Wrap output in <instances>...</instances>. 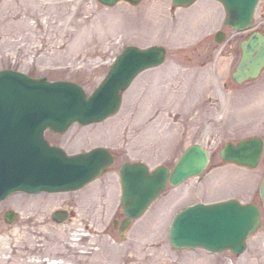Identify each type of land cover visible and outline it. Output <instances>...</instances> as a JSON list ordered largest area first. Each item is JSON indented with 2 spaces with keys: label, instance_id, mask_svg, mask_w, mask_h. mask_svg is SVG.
Returning <instances> with one entry per match:
<instances>
[{
  "label": "rangeland",
  "instance_id": "1",
  "mask_svg": "<svg viewBox=\"0 0 264 264\" xmlns=\"http://www.w3.org/2000/svg\"><path fill=\"white\" fill-rule=\"evenodd\" d=\"M15 1L0 0V69L73 80L92 93L126 45L160 43L168 48L165 62L143 71L124 92L116 114L88 125L75 123L65 134L47 133L52 142L70 152L102 145L116 156L107 172L79 191L36 195L40 200L55 198L59 206L71 205L76 213L72 220L77 219L81 232L90 233L91 239L77 237L80 242L74 263L89 261L81 259L82 255L95 262L96 252L104 248L105 264H264V219L260 230L249 239L248 250L240 256H227V252L213 256L205 250L174 248L165 228L174 208L160 201L134 219L124 233L120 223H114V219L125 217L120 204V166L127 160H144L152 168L160 163L172 167L192 143L208 148L211 161L201 176L188 179L178 188L169 186L163 194L165 204L180 190L191 191L193 196L182 197L179 205L199 197L214 200L233 195L260 202L264 154L255 168L220 159V149L227 141L251 135L264 138V72L243 84L232 78L246 32H235L220 23L218 29L227 32L223 43L215 40V34L206 36L215 29L205 14L206 10L215 11L212 0H200L193 9L179 8L175 12L171 10L172 0H143L136 6L126 1L115 6L98 0ZM263 6L264 1L257 8L254 25L264 30ZM197 8L203 12L200 17ZM194 16L198 19L191 22L189 18ZM113 182L118 186L116 201L108 211L97 208L95 225L91 226L83 215L78 219L80 197L95 190L101 193ZM20 198L26 200L27 195L20 193L11 199ZM11 199L4 204L9 205ZM177 200L173 197L170 207ZM50 211L47 223L53 224ZM62 228H45L43 234L51 251L63 245L56 243L64 241ZM31 231V236L39 234ZM4 237L7 240L4 238L1 246L9 251V237ZM16 240L20 244L22 237ZM22 242L28 246V239ZM41 242L37 238L35 248H41ZM84 247L88 251L82 253Z\"/></svg>",
  "mask_w": 264,
  "mask_h": 264
},
{
  "label": "water",
  "instance_id": "2",
  "mask_svg": "<svg viewBox=\"0 0 264 264\" xmlns=\"http://www.w3.org/2000/svg\"><path fill=\"white\" fill-rule=\"evenodd\" d=\"M109 5L119 0H100ZM138 3L140 0H129ZM194 0H174L188 5ZM228 12L226 23L246 29L258 0H221ZM224 33L219 32L222 40ZM243 55L234 78L242 82L259 75L264 68V35L253 32L242 42ZM165 49L127 47L97 91L87 98L84 90L69 81L49 82L12 70L0 71V198L16 189L62 190L81 187L102 174L113 161L105 148H97L69 158L44 141L46 127L64 132L74 121L87 124L115 113L125 89L137 72L160 64ZM25 110V112H24ZM30 113V114H28ZM263 140L254 136L237 145L229 142L221 151L226 161L254 167L258 164ZM68 157V158H67ZM207 151L191 145L170 171L160 165L152 172L143 162H126L121 170L123 193L121 202L128 217L141 216L165 189L168 181L177 185L187 177L200 174L208 163ZM264 204V179L261 184ZM260 225V211L255 204L237 201L221 204H196L176 218L170 232L174 246H201L220 251L232 248L242 252L245 239Z\"/></svg>",
  "mask_w": 264,
  "mask_h": 264
},
{
  "label": "bare ground",
  "instance_id": "3",
  "mask_svg": "<svg viewBox=\"0 0 264 264\" xmlns=\"http://www.w3.org/2000/svg\"><path fill=\"white\" fill-rule=\"evenodd\" d=\"M14 2H16L14 0ZM169 94V93H168ZM173 98V96H171ZM115 181V180H114ZM107 187V186H104ZM95 190V189H94ZM118 192V186L116 182H113L111 187H108L106 190L101 189V193H97L96 190L93 191L91 194L86 195L85 197H81V200L79 201V211L81 209V214H78V219L82 216L83 219H87L90 222L91 226L95 225V218H96V210L98 207H101L103 211H108L109 207L115 203L116 197ZM106 197V198H104ZM53 204L52 200L50 198L48 199H38V198H31L28 200H24L20 202L19 208L21 210V219L22 220H32L34 224L36 225L35 228H32L35 231H38L41 235L44 237L39 238L41 241H43V244L38 248H35L34 241L37 240V236H31L29 232L24 233V231L28 227L20 228V229H14L16 236H21L22 240L20 244H15L14 247H17V252L15 255L8 256L7 258H14L17 259L20 257H23L21 262L19 264H30V262H35L36 264H41L40 260H45V264H75V256L77 251L79 250L76 245L79 244L80 240L77 238L78 236H81V238H85V236H88V238L91 239L90 233H84L81 232V227L78 226L77 219L72 220L65 224H50L45 222L46 214L48 212V209ZM107 205V206H106ZM63 227L62 228V237L63 242H60L59 240L56 241L58 245L61 243L63 244L61 249L51 251L49 249V246L47 247L46 243L48 242V239L46 238V235L43 233H46L45 228H49L50 226H56ZM83 225V224H82ZM84 226V225H83ZM30 230V229H29ZM12 236V234H10ZM2 239V238H1ZM28 239V246H24L23 240ZM45 239V240H44ZM65 240H69L66 242ZM9 241H12V238H9ZM45 241V242H44ZM68 246H67V244ZM29 247V248H27ZM12 248V246H11ZM10 248V249H11ZM85 248V247H84ZM80 251L82 253H85L86 248ZM28 249V250H27ZM3 255L2 257L5 258V254L8 255L9 252L7 248H3ZM104 248L102 250H99L96 252V259L95 262L91 258L89 259L88 256L82 255L80 256L81 259H87L89 260L86 264H105L107 255L104 252ZM30 259V260H28ZM85 264V263H84Z\"/></svg>",
  "mask_w": 264,
  "mask_h": 264
},
{
  "label": "flooded vegetation",
  "instance_id": "4",
  "mask_svg": "<svg viewBox=\"0 0 264 264\" xmlns=\"http://www.w3.org/2000/svg\"><path fill=\"white\" fill-rule=\"evenodd\" d=\"M67 201V200H65ZM67 202H70V200H68ZM10 204L9 205H6L4 204V202H0V241H1V237H3L2 234H4L3 232H5L6 228H11V227H18L19 229L20 228H24V227H35L36 225L34 224V222L32 220H22L21 219V215H16V218L19 216L20 219H15V221H13V223H8L5 219V213L7 211H9L10 209H15L17 210V207L19 206V204L14 200V199H11V202H9ZM79 203V201H78ZM60 208L62 209H70L72 208L71 205L69 204H62L61 206H59ZM1 222H4V224H2ZM46 222V220H45ZM12 235H14V233L11 232ZM12 238V251L9 252V255H4L5 258H2V254L0 253V264H19L22 260L23 257H20V258H7L8 256H13L16 254L17 252V247H14L15 246V239H16V236H11ZM1 244H0V250H1ZM1 252V251H0ZM217 258V257H215ZM30 260V259H28ZM41 264H45V260L41 259L40 260Z\"/></svg>",
  "mask_w": 264,
  "mask_h": 264
}]
</instances>
